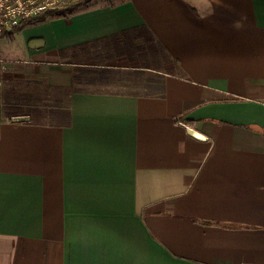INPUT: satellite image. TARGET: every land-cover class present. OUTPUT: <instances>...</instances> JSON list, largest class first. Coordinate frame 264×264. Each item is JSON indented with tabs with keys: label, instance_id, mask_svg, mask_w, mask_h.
<instances>
[{
	"label": "crops",
	"instance_id": "crops-1",
	"mask_svg": "<svg viewBox=\"0 0 264 264\" xmlns=\"http://www.w3.org/2000/svg\"><path fill=\"white\" fill-rule=\"evenodd\" d=\"M3 42L0 264H264V0H91Z\"/></svg>",
	"mask_w": 264,
	"mask_h": 264
},
{
	"label": "built area",
	"instance_id": "built-area-1",
	"mask_svg": "<svg viewBox=\"0 0 264 264\" xmlns=\"http://www.w3.org/2000/svg\"><path fill=\"white\" fill-rule=\"evenodd\" d=\"M77 0H0V36L18 29L26 21ZM5 61L0 58L3 66Z\"/></svg>",
	"mask_w": 264,
	"mask_h": 264
},
{
	"label": "trees",
	"instance_id": "trees-1",
	"mask_svg": "<svg viewBox=\"0 0 264 264\" xmlns=\"http://www.w3.org/2000/svg\"><path fill=\"white\" fill-rule=\"evenodd\" d=\"M85 1L86 0H77V1H71L69 3L61 4L56 9L46 11L45 13L40 14L36 18L26 21L19 28L21 29L23 26L30 24V23H33V22H36V21H39V20H42L47 16H57V15H63V14L71 13L74 10L78 9L81 4H84ZM4 116H6V117L11 116V113L7 110V108H4ZM34 116H35L34 114H30V118H33ZM63 117L65 118V114L63 115ZM67 117L69 120V116H67Z\"/></svg>",
	"mask_w": 264,
	"mask_h": 264
},
{
	"label": "rangeland",
	"instance_id": "rangeland-1",
	"mask_svg": "<svg viewBox=\"0 0 264 264\" xmlns=\"http://www.w3.org/2000/svg\"><path fill=\"white\" fill-rule=\"evenodd\" d=\"M90 1H91V0H86L85 3H84V4H81L79 8H82V7L86 6V5H88ZM79 8H78V9H79ZM34 23H35V22H34ZM10 39H11V38L7 39V41H9ZM5 44H6V42H3V43L0 45V47H6ZM13 45H14V50H13V51H14V52H17V51H15V50H16L18 47H20V45H21V40H20V39H19V40H16L15 43H14ZM0 58L3 59V60H5V62H6V60H7L6 57H5L4 55H1V54H0ZM154 58H155V57H152L153 60H154ZM158 59H160V55H159V58H158ZM7 61H8V60H7Z\"/></svg>",
	"mask_w": 264,
	"mask_h": 264
},
{
	"label": "water",
	"instance_id": "water-1",
	"mask_svg": "<svg viewBox=\"0 0 264 264\" xmlns=\"http://www.w3.org/2000/svg\"><path fill=\"white\" fill-rule=\"evenodd\" d=\"M187 131L189 132V134H191L194 137L202 138L200 133H198L197 131L193 130L190 127H187Z\"/></svg>",
	"mask_w": 264,
	"mask_h": 264
}]
</instances>
